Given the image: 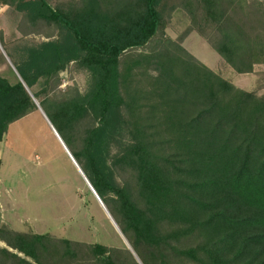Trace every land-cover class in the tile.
<instances>
[{"label": "trees", "instance_id": "trees-1", "mask_svg": "<svg viewBox=\"0 0 264 264\" xmlns=\"http://www.w3.org/2000/svg\"><path fill=\"white\" fill-rule=\"evenodd\" d=\"M0 5L23 12V37L48 39L13 65L28 89L41 86L30 93L44 112L39 97L74 132L86 177L152 264H264V72L246 91L182 45L196 32L236 74L253 73L264 64V0ZM176 10L190 23L173 39ZM69 63L89 73L82 93L58 89ZM35 109L19 79L0 76V142ZM0 243V264H124L113 247L7 224Z\"/></svg>", "mask_w": 264, "mask_h": 264}, {"label": "rangeland", "instance_id": "rangeland-1", "mask_svg": "<svg viewBox=\"0 0 264 264\" xmlns=\"http://www.w3.org/2000/svg\"><path fill=\"white\" fill-rule=\"evenodd\" d=\"M47 1L51 8H64L76 2ZM22 15L23 12L13 7L0 5L3 37V46L0 43V76L11 83L19 79L14 65L19 67L22 54L26 55L23 48L48 40L41 33L23 37L18 29ZM184 25L175 18L173 27H168L165 35L176 38ZM182 45L215 73L230 78L235 85L240 86L239 81H243L245 85L242 88L252 90L253 87L248 85L252 78L234 74L232 70L229 73V66L196 32L190 33ZM60 77L58 89L61 91L69 86L77 87L81 93L87 89L89 73L73 63L61 68ZM40 89L37 84L29 90L32 93ZM39 100L47 113L38 103L40 109L36 107L33 112L12 122L0 142V189L7 190L5 197L0 194V224H8L18 230L50 233L69 240L104 244L113 247V259L124 264H132L133 260L137 264H152L155 258L144 252L130 234L122 231V227H115L69 158L68 155L82 170L78 162V147L73 141L74 132L60 125L43 97Z\"/></svg>", "mask_w": 264, "mask_h": 264}, {"label": "crops", "instance_id": "crops-1", "mask_svg": "<svg viewBox=\"0 0 264 264\" xmlns=\"http://www.w3.org/2000/svg\"><path fill=\"white\" fill-rule=\"evenodd\" d=\"M177 15H178V17H177ZM175 18H177L178 20H181L182 21V24L183 23H185V25H184V27H187L188 25H189V23H190V20H189V18L187 17V16H185L184 15V13H182L181 12V10H176V11H174L173 12V14H172V18H171V21H170V23L166 26V27H173V22H174V19ZM192 33V32H191ZM187 38V37H186ZM185 38V39H186ZM230 68V67H229ZM232 69L230 68V71H229V73L231 72L232 73V71H231ZM259 72H264V64H257V65H254V72L253 73H248V74H238V75H246V76H250L252 79H250V81L252 80V82H250L248 85H251V87H253L252 88V90H254L255 89V87H256V85H257V80H258V75H257V73H259ZM234 74H236V73H234ZM225 78V77H224ZM226 79H228L229 81H231L230 80V78H226ZM232 82V81H231ZM233 83V82H232ZM245 82H243V81H239V84H240V86L239 85H235L234 83V85L235 86H237L238 88H241V89H243L242 88V86H244L245 84H244ZM250 87V88H251ZM243 90H245V89H243ZM252 90H249V91H252ZM246 91H248V90H246ZM3 189V188H2ZM2 189H0V194H2V196H4L5 197V193L7 194V190H2ZM8 193H9V191H8ZM8 225V224H7ZM11 227V226H10ZM19 228V227H18ZM15 229V228H14ZM21 230H19V231H26L25 229L23 230L22 228H20ZM16 230H18V229H16ZM35 232V231H34ZM36 233H45V232H36Z\"/></svg>", "mask_w": 264, "mask_h": 264}, {"label": "water", "instance_id": "water-1", "mask_svg": "<svg viewBox=\"0 0 264 264\" xmlns=\"http://www.w3.org/2000/svg\"><path fill=\"white\" fill-rule=\"evenodd\" d=\"M19 77V80L21 81V83L23 84V86L25 87V89L27 90V92L30 94V96L32 97L33 102L35 103L36 107L40 109V106L38 104V102L36 101V99L31 95L29 89L25 86L24 82L22 81V79L20 78L19 75H17ZM42 111V110H41ZM80 169V167H79ZM81 174L83 176V179L85 180V182L87 183L88 188L92 191V193L95 195V197L98 199V201H100V203L103 205L107 215L110 217L111 221L113 222V224L115 225L116 228H118L117 224L115 223L114 219L112 218V216L110 215L109 211L107 210L106 206L104 205V203L102 202V200L99 198L98 194L96 193V191L94 190V188L92 187L91 183L89 182L88 178L86 177V175L83 173V171L80 169Z\"/></svg>", "mask_w": 264, "mask_h": 264}, {"label": "bare ground", "instance_id": "bare-ground-1", "mask_svg": "<svg viewBox=\"0 0 264 264\" xmlns=\"http://www.w3.org/2000/svg\"><path fill=\"white\" fill-rule=\"evenodd\" d=\"M60 143H61V142H60ZM62 146H63V148H65L64 145H63V143H62ZM65 150H66V149H65ZM68 156H69V158L71 159L72 163L75 165V167H76L77 171L79 172V174L82 176L79 167H77V165H76L75 162H74V159H72V157H71L70 155H68ZM82 177H83V176H82ZM98 202L100 203V201H98ZM100 205H101V207L103 208V211H105L103 205H102L101 203H100ZM105 213H106V211H105ZM106 214H107V213H106Z\"/></svg>", "mask_w": 264, "mask_h": 264}]
</instances>
